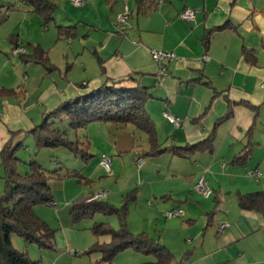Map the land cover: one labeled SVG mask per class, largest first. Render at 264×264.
<instances>
[{
	"label": "crops",
	"instance_id": "crops-1",
	"mask_svg": "<svg viewBox=\"0 0 264 264\" xmlns=\"http://www.w3.org/2000/svg\"><path fill=\"white\" fill-rule=\"evenodd\" d=\"M48 1L53 11L46 23L30 0H0V87L16 92L0 97V150L13 134V142L22 143L69 99L110 82L140 84L150 94L146 110L159 143L169 149L148 155L147 135L146 145H135L131 124L92 122L82 139L91 156L80 174L100 184L103 175L116 182L127 178L125 187L107 191L115 206L120 192L135 189L133 177L139 179L135 199L142 191L143 206L149 197L150 206L156 201L147 208L156 220L154 232H143L173 255L184 254L183 264H264V210L239 204L240 195L264 191V0ZM188 7L197 9L192 20L180 17ZM126 8L122 22L118 16ZM16 46L27 54L42 47L50 67L13 55ZM152 49L173 51L178 58L160 65ZM205 54L209 60H202ZM165 111L181 125L170 123ZM195 144L203 148L182 155L170 149ZM103 154L112 158L110 171L101 165ZM139 157L145 164L137 163ZM249 169L261 170L262 177L249 176ZM203 174L214 190L210 197L195 188ZM177 208L181 215L167 217ZM222 223L229 225L220 230ZM131 230L137 232L133 225Z\"/></svg>",
	"mask_w": 264,
	"mask_h": 264
},
{
	"label": "trees",
	"instance_id": "trees-1",
	"mask_svg": "<svg viewBox=\"0 0 264 264\" xmlns=\"http://www.w3.org/2000/svg\"><path fill=\"white\" fill-rule=\"evenodd\" d=\"M30 1L35 10L44 15L46 23L51 21L53 6L48 0ZM20 54L24 60L32 59L50 67L46 51L40 46H35L31 54L26 52ZM248 54L245 51L247 57ZM117 83L103 84L87 94L63 102L49 112L45 120L29 132L38 147L63 146L76 155L80 154L87 161L91 154L87 142L82 140L83 137L71 140L65 131L53 126L57 119H67L70 127L77 130H85L90 123L96 121L111 122L121 126L131 124L146 133L149 143L148 155L160 154L169 149L162 148L159 143L155 123L146 110V102L150 97L148 89L140 84L133 87H119ZM12 93L16 92L0 87V97ZM230 114L229 110L226 116ZM13 138L14 134L0 150V159L6 170V189L4 194H0V264H39L27 253L13 246L12 234L16 233L27 243L33 242L40 247L54 246L55 230L35 213L34 205L38 202L53 201L50 180L53 177H60V173L58 170L49 171L38 162L32 161L31 170L21 174L17 170L16 155L21 142L14 143ZM195 148H203V144L170 147L179 155ZM129 198H136V189L129 191ZM239 204L245 209L264 210V191L240 195ZM97 211L106 214L117 213L121 217V227L118 229L105 222H95L91 227L97 235H110L108 242L97 241L90 249L100 252L102 261H111L110 259L119 251L133 246L157 256L156 261L148 264H172L174 255L166 246L144 232L136 234L127 227L125 215L129 211L128 203L119 207L101 199H86L76 202L72 212L76 218H80Z\"/></svg>",
	"mask_w": 264,
	"mask_h": 264
},
{
	"label": "rangeland",
	"instance_id": "rangeland-1",
	"mask_svg": "<svg viewBox=\"0 0 264 264\" xmlns=\"http://www.w3.org/2000/svg\"><path fill=\"white\" fill-rule=\"evenodd\" d=\"M52 24L49 25L52 26ZM53 30L55 29L52 27V32ZM60 42L56 46H53V54H56V56L59 55V49L62 46ZM12 54L17 55L13 51ZM12 54L11 57L13 56ZM2 63L3 60L0 61V66ZM6 67H10L8 62H6ZM0 77L2 79L1 75ZM53 126L65 131L71 140H76L85 134V130H77L70 127L67 119H57L53 123ZM130 128L133 132L135 130L137 133V139L132 138L134 140L133 143L139 146L146 145V134L132 125H130ZM141 138L143 139L142 141ZM162 140H164V137ZM121 142L122 137L120 138ZM127 146L123 148L124 151L129 149V145ZM124 154L127 153L124 152ZM16 155L18 157L17 170L21 174L30 171V162L36 161L49 171L58 170L60 177H53L50 180L53 201L38 202L34 205L35 213L55 230L54 246L44 248L33 242L27 243L22 236L16 233L12 234L13 246L19 251L27 253L31 259L38 261L39 264H102V254L98 251H90V249L97 241L108 242L110 235H97L92 231L91 227L95 222H105L113 228L118 229L121 227V217L117 213L106 214L97 211L76 218L72 212L73 206L76 202L86 200V195L95 187L97 189L100 187V190L105 189L107 191L110 190V187H125L127 178L116 182L117 178L114 176L103 175L100 178L104 180L103 184H100L99 180L86 182V179H82V174L80 175L79 173H82L81 171L84 169L86 162L90 159L85 161L80 154L76 155L63 146L38 147L31 135H26L22 139L21 147L17 150ZM148 159L151 161L152 157L148 156ZM138 181L139 179H136V177H133L131 181L135 189L141 184ZM5 189L6 170L0 159V194H4ZM141 193L138 194L137 199H133L129 198V190H124L118 195L117 199L119 202H116L119 207H122L123 204L126 205V203L128 205L132 204V213L129 214L130 211L126 212L125 222L130 231H132L131 226L133 225V228L137 231L136 234L142 233L143 230L154 232L156 222V220H152L153 217L151 216L153 214L147 209L156 207V201L153 199V204L150 206L148 200H152V197L148 196L149 199L144 200L145 205L143 206L142 197L144 193L142 195ZM101 200L107 202L109 197L105 196ZM137 202L139 204L138 207L136 206ZM110 260L112 264H148L156 261L157 256L152 252H146V250L129 246L119 251ZM183 260H185L184 254L174 255L172 264H183Z\"/></svg>",
	"mask_w": 264,
	"mask_h": 264
},
{
	"label": "built area",
	"instance_id": "built-area-1",
	"mask_svg": "<svg viewBox=\"0 0 264 264\" xmlns=\"http://www.w3.org/2000/svg\"><path fill=\"white\" fill-rule=\"evenodd\" d=\"M163 0H160V3ZM74 3L76 4H82L83 0H74ZM197 9L195 8H191L188 7L185 10H183L180 14V17L184 20H192L195 18ZM129 12L127 10V8L125 9V12L122 14H119L118 19L122 22H125L128 18ZM25 47L23 46H16L13 49V53L14 54H20L25 52ZM152 56L153 59L159 63L160 65H162L166 60H174L177 59L178 56L175 54V52L170 51V50H162V49H152ZM210 56L209 55H203L202 60H209ZM161 71L163 74H167V70H165V68L163 66H161ZM264 86V83H263ZM164 116L169 120L170 123H172L175 126H180L181 125V120L178 116L171 114L168 111L164 112ZM147 160L144 157H139L137 159V163L141 166L143 164H145ZM101 165L105 168V170L110 171L111 169V165H112V158L107 155V154H103L101 157ZM223 165H228L227 163H224ZM248 175L253 177V178H260L262 177L263 173L261 170L259 169H249L248 170ZM195 188L196 190L203 195L204 197H210L213 193L214 190L211 188V186L208 183V180L206 179L205 175H201L198 180L196 181L195 184ZM108 192L107 190H100L98 192H96L95 194H93L89 200H97V199H101L105 196H107ZM182 214V210L181 209H173L170 210L168 212H166L167 217H172V216H179ZM229 225V223H222L220 225V230H223L225 227H227ZM102 264H112L111 261H102Z\"/></svg>",
	"mask_w": 264,
	"mask_h": 264
}]
</instances>
